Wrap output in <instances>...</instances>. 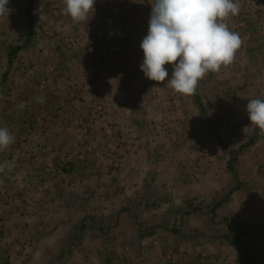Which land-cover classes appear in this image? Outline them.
I'll return each mask as SVG.
<instances>
[{
	"label": "rangeland",
	"instance_id": "rangeland-1",
	"mask_svg": "<svg viewBox=\"0 0 264 264\" xmlns=\"http://www.w3.org/2000/svg\"><path fill=\"white\" fill-rule=\"evenodd\" d=\"M32 1L42 37L20 53L8 83L0 84V127L15 137L0 151V165H15L0 172V264H41L48 226L39 225L64 217V201L76 193L93 192L91 209L103 214L150 174L175 197L205 194L211 202L214 189L229 180L220 142L250 133L248 100L264 99V6L239 0V14L221 21L242 45L231 64L198 82L206 121L192 95L166 84L171 65H165V82L141 70L140 44L154 0H97L88 23L65 15V0ZM29 2L9 0V15H0V79L8 46L25 37ZM241 171L242 188L226 211L249 224L262 222L264 141L242 154ZM100 238L88 236L69 264L237 262L229 246L185 243L172 235L146 239L138 252Z\"/></svg>",
	"mask_w": 264,
	"mask_h": 264
},
{
	"label": "trees",
	"instance_id": "trees-1",
	"mask_svg": "<svg viewBox=\"0 0 264 264\" xmlns=\"http://www.w3.org/2000/svg\"><path fill=\"white\" fill-rule=\"evenodd\" d=\"M252 1L258 10L264 6V0ZM26 13L25 37L21 43L8 46V66L0 79L1 85L8 83L20 53L34 46L42 37H38V22L32 0L27 4ZM192 96L201 115L209 121V110L199 87ZM262 141L264 134L253 127L250 133L242 137L220 142L229 180L226 187L214 189L211 202L207 201L205 194L175 197L172 192L158 188L150 174L134 193L127 195L117 206L106 208L103 214H96L91 209L93 192L84 191L66 198L65 216L52 219L48 225H39L48 226L45 227L48 241L41 254V264H69L74 254L84 251L86 238L94 234L112 248L124 247L134 252L143 247L146 239L157 235H172L185 243L229 246L237 254L236 264H264V221L249 224L232 210L226 211L233 194L241 190L243 185L242 154ZM71 169L63 166L64 171ZM130 226H136L137 230L135 228L133 231ZM125 229L127 232H124ZM58 230H62L60 235L52 239L53 233ZM17 264L24 263L21 261Z\"/></svg>",
	"mask_w": 264,
	"mask_h": 264
},
{
	"label": "clouds",
	"instance_id": "clouds-1",
	"mask_svg": "<svg viewBox=\"0 0 264 264\" xmlns=\"http://www.w3.org/2000/svg\"><path fill=\"white\" fill-rule=\"evenodd\" d=\"M97 0H65L63 13L75 22H89ZM9 0H0V15H9ZM239 0H154L147 35L140 47L145 76L155 82H165L175 92L193 95L206 73L218 72L231 64L242 45L239 34L223 21L238 15ZM246 111L251 125L264 134V99H251ZM43 103V100H40ZM21 109L23 103L18 105ZM15 142L8 128L0 127V151ZM15 165H0L9 170Z\"/></svg>",
	"mask_w": 264,
	"mask_h": 264
}]
</instances>
